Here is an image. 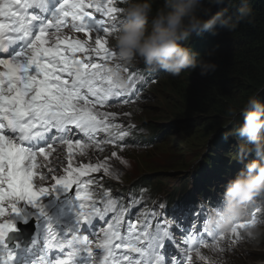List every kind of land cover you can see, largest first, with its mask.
Wrapping results in <instances>:
<instances>
[{
    "label": "snow or ice",
    "instance_id": "obj_1",
    "mask_svg": "<svg viewBox=\"0 0 264 264\" xmlns=\"http://www.w3.org/2000/svg\"><path fill=\"white\" fill-rule=\"evenodd\" d=\"M120 2L55 0L53 4L52 0H0V217L7 213L0 222V244L15 230L12 217L20 216L26 206L43 215L40 197L57 187L67 192L75 184L76 197L81 201L80 221L92 224L98 219L107 224L101 227L97 245L102 255L94 256L88 237L73 235L72 240L61 243L53 233L49 248L70 249L69 259H59L56 264H73V258L82 252L91 258V264H166V260L182 264L180 260H172L170 254L165 255L166 244L175 242L169 227L158 222L153 225L147 219L141 221L139 216L135 218L137 222H131V209L140 203L135 196H130L125 205L111 191H90L92 177L81 179L88 173L101 171L110 175L106 160L73 167L76 157L92 158L94 153L89 149L104 152V146H119L118 141L130 135L115 122L114 112L100 110L114 98L129 103L125 97L136 91L135 73L127 76L129 88L120 92L104 72L115 56L108 37L118 27ZM92 10L101 15H94ZM66 28L89 39H70L65 34ZM125 71L128 73L129 69ZM143 79L139 77L141 82ZM65 152L66 175H52L57 169L38 161L42 157L47 162L55 155L63 164ZM110 155L116 157L117 152ZM44 167L47 174L39 171ZM34 176H38L40 184L49 177L55 183L33 191ZM110 213L111 219L106 220ZM243 227L241 223L233 228L229 246L241 240L239 230ZM196 232L193 222L184 244L187 252L195 247L196 256L204 260ZM217 235L223 239L229 234ZM187 259L190 264L191 256L187 255Z\"/></svg>",
    "mask_w": 264,
    "mask_h": 264
},
{
    "label": "clouds",
    "instance_id": "obj_2",
    "mask_svg": "<svg viewBox=\"0 0 264 264\" xmlns=\"http://www.w3.org/2000/svg\"><path fill=\"white\" fill-rule=\"evenodd\" d=\"M122 3L121 22L110 36L115 56L104 69L114 89L120 92L129 88L125 70L131 65L143 64L150 72L163 70L173 76L197 69L201 76L214 73L218 65L190 45L192 35H216L218 27L231 33L241 22L252 23L254 19L250 0H237L235 15L226 0H161L156 6L154 0ZM214 8L217 10L213 12ZM237 116L241 122L233 126ZM227 118L223 139L236 138L237 143L235 152L226 156L242 167L223 186L219 203L204 225L210 233L228 235L243 223L241 240L253 249L264 247V217L253 218L249 211L254 200L264 201V100L258 94L249 96L241 108L229 106ZM143 131L150 135L149 130ZM125 159L131 167V159ZM207 260L208 264H220L211 255Z\"/></svg>",
    "mask_w": 264,
    "mask_h": 264
},
{
    "label": "trees",
    "instance_id": "obj_3",
    "mask_svg": "<svg viewBox=\"0 0 264 264\" xmlns=\"http://www.w3.org/2000/svg\"><path fill=\"white\" fill-rule=\"evenodd\" d=\"M160 2L154 0V6ZM226 3L232 7V14L235 15L237 0H226ZM250 4L254 9L252 23L241 22L231 33L226 28L218 27L216 35L205 32L202 35L193 34L190 38L189 43L196 51L218 65L214 73L201 76L199 69L185 71L167 81L164 96L176 99L175 107L184 119L181 129L196 125V130L206 131L201 136L202 140L192 141L195 149L203 144V140L217 135L219 128L228 120L229 106L239 109L249 96L256 94L264 100V0H250ZM216 10L214 8L213 12ZM208 52L213 54L209 57L206 55ZM191 81L192 84L188 86L187 82ZM195 112L202 118L190 117ZM204 118L208 124L201 125ZM167 128L171 132L166 131V135L174 137L175 128ZM194 146L185 145L186 148ZM190 150L182 149L180 152ZM160 179H157L158 183Z\"/></svg>",
    "mask_w": 264,
    "mask_h": 264
},
{
    "label": "rangeland",
    "instance_id": "obj_4",
    "mask_svg": "<svg viewBox=\"0 0 264 264\" xmlns=\"http://www.w3.org/2000/svg\"><path fill=\"white\" fill-rule=\"evenodd\" d=\"M167 81L168 80H164L161 83V85L157 89V92H155L156 86L153 87L150 92V98H148L145 103L141 104L140 106H136L132 110H129L127 113H125V117H127L128 123H130V117L131 119H135L136 123L138 124V128H141L143 130L146 126L152 127L153 129H155V131H163L165 128L164 125L175 122L179 130L178 136L173 137L171 140H169V142H163L164 137L161 138L160 136H156L154 134V136L156 137L155 144H157L154 147L149 146L148 148L142 149L127 148L125 151H130L129 153L118 151L116 157H112L110 155L111 159L115 158L114 160H112V162H109V166L111 170L117 171H112L116 181H124V183L130 184L141 177L150 179L162 178L164 180V183H166L168 187H171L178 184L179 177L186 179L189 183L190 180L202 170V167L204 166L205 155H208V153L211 152L212 148L206 149V146H204V144V148L197 157H194L199 153V151L194 152L196 150L190 153H183L179 156V153L176 152V145L180 143L181 145L190 144L194 146L195 144L192 143V141L195 140L196 142L197 140H202L201 136L206 131L204 129H202L201 131L196 130V125H194V127L187 126L181 129L184 119L179 116L177 108L175 107L176 99L173 96H164L166 92ZM191 84L192 81L187 82L188 86H190ZM197 113L198 112L191 114L192 116L190 117L202 118V115H199ZM241 119V117L237 116L234 121V125H238L241 122ZM204 124H208V120L205 118L201 122V125ZM226 124H228V122ZM223 131L224 127L220 131L219 137L222 135ZM149 136H147V138ZM207 140L213 141V137L210 136L209 138H207ZM171 142H174L175 145L173 149H171ZM66 156L67 153L65 152V161L63 164H61L59 160L51 162V164H53V166L57 169V171L55 173L53 172L52 175H66V173L64 172V168L67 167ZM126 157L131 159V167L128 166V163L125 159ZM178 158L185 159L184 162H189L191 160L192 162H194L193 167L187 171H184L187 166L181 165L180 167H177L178 163L176 162V160ZM86 163H98V161H96L94 158L89 159L88 157H76L73 159V167H77L78 165H83ZM177 168H179L180 171L177 170ZM41 171L46 174L44 168H42ZM173 178L176 179L172 180ZM34 179L35 183L37 182V184L33 187V191H37L40 184L38 181V176H34ZM93 181L95 183L93 182L91 188L100 191V189H102L101 180L95 177L93 178ZM52 183H55V181L51 180V178L49 177V179L43 182V184H40V187L47 188L50 187ZM97 184L99 185V187H97ZM63 192H65L63 188L57 187L49 194L40 197L39 202L46 203L47 201H49L48 197L52 198L54 196L61 195ZM241 252L243 253L241 254ZM241 252L239 253L236 260L232 262L233 264H264V247L253 249L245 242L241 247Z\"/></svg>",
    "mask_w": 264,
    "mask_h": 264
},
{
    "label": "bare ground",
    "instance_id": "obj_5",
    "mask_svg": "<svg viewBox=\"0 0 264 264\" xmlns=\"http://www.w3.org/2000/svg\"><path fill=\"white\" fill-rule=\"evenodd\" d=\"M226 150H228V148L227 147H225L224 148V151H222L224 154L226 153ZM112 161V159H108V161H107V163H109V162H111ZM110 173H111V171H110ZM225 176H229V174L227 173L226 175H224V177L222 178V180L220 181V184L223 182V180H227V178H225ZM228 181V180H227ZM222 186H224V185H222ZM207 200H209L208 198H207ZM202 201H204V200H202ZM71 239V238H70ZM36 250V249H35ZM34 250V251H35ZM29 259L30 260H32V261H34V262H37L40 258H38V259H36L35 260V257L34 256H32V257H29Z\"/></svg>",
    "mask_w": 264,
    "mask_h": 264
}]
</instances>
